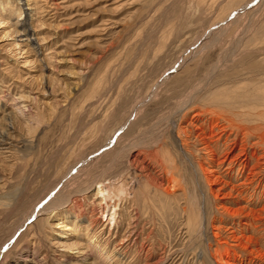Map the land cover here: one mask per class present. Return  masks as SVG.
<instances>
[{
  "label": "rangeland",
  "instance_id": "374dc122",
  "mask_svg": "<svg viewBox=\"0 0 264 264\" xmlns=\"http://www.w3.org/2000/svg\"><path fill=\"white\" fill-rule=\"evenodd\" d=\"M261 72L264 0H0V264H208L179 193L138 190L110 230L94 180L132 184L138 152L161 176L193 96Z\"/></svg>",
  "mask_w": 264,
  "mask_h": 264
},
{
  "label": "bare ground",
  "instance_id": "6f19581e",
  "mask_svg": "<svg viewBox=\"0 0 264 264\" xmlns=\"http://www.w3.org/2000/svg\"><path fill=\"white\" fill-rule=\"evenodd\" d=\"M190 108L196 109L194 131L178 122L165 137L157 160L161 176L152 174L154 167L138 152L131 160L132 184L118 176L110 183L94 180L100 217L108 218L111 230L119 224L121 203L136 201L138 190L147 194L153 187L166 200L179 193L187 232L205 234L208 242L202 259L236 264L231 253L239 249L264 264V72L256 82L198 92ZM65 204L69 200L60 192L42 209L52 212ZM130 220L131 228L135 217ZM128 232L129 239L134 230Z\"/></svg>",
  "mask_w": 264,
  "mask_h": 264
}]
</instances>
